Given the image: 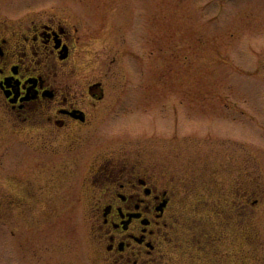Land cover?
<instances>
[{"label":"rangeland","instance_id":"rangeland-1","mask_svg":"<svg viewBox=\"0 0 264 264\" xmlns=\"http://www.w3.org/2000/svg\"><path fill=\"white\" fill-rule=\"evenodd\" d=\"M73 3L95 24H77L74 65L106 98L74 135L0 130V264H102L90 177L130 153L166 170L187 211L196 196L247 205L245 228L223 243L215 228L219 253L190 263L184 247L170 264H264V0Z\"/></svg>","mask_w":264,"mask_h":264},{"label":"flooded vegetation","instance_id":"flooded-vegetation-1","mask_svg":"<svg viewBox=\"0 0 264 264\" xmlns=\"http://www.w3.org/2000/svg\"><path fill=\"white\" fill-rule=\"evenodd\" d=\"M35 1L0 5V130L29 131L47 142L92 125L106 87L101 77L86 82L74 65L83 40L77 24L93 25L90 16L73 0L46 6ZM95 168L90 235L102 264H170L184 247L191 263L200 254L196 249L216 250V227L223 243L237 221L246 226L241 194L229 211L226 203L201 196L193 197L195 206L187 211L166 170L157 175L144 159L130 153Z\"/></svg>","mask_w":264,"mask_h":264}]
</instances>
